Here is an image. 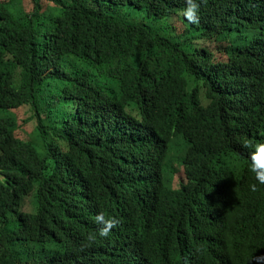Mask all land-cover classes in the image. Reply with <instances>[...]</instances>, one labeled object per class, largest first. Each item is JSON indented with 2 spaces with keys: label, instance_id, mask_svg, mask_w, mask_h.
<instances>
[{
  "label": "trees",
  "instance_id": "obj_1",
  "mask_svg": "<svg viewBox=\"0 0 264 264\" xmlns=\"http://www.w3.org/2000/svg\"><path fill=\"white\" fill-rule=\"evenodd\" d=\"M185 7L0 0V264L264 256V0Z\"/></svg>",
  "mask_w": 264,
  "mask_h": 264
},
{
  "label": "clouds",
  "instance_id": "obj_2",
  "mask_svg": "<svg viewBox=\"0 0 264 264\" xmlns=\"http://www.w3.org/2000/svg\"><path fill=\"white\" fill-rule=\"evenodd\" d=\"M185 2L186 7L183 11V16L190 23H198L200 4L204 0H185ZM244 147L250 150L248 154L249 170L254 174V179L258 184L264 185V142L254 143L252 141H245ZM250 189L256 191L257 184H251ZM95 221L97 224L102 225L99 228L98 236L104 238L108 237L112 229L119 223L117 219L107 218L103 213L97 214ZM96 239L97 234L90 233L86 237V240L91 243H94ZM254 262L255 264H264V256L255 257Z\"/></svg>",
  "mask_w": 264,
  "mask_h": 264
},
{
  "label": "rangeland",
  "instance_id": "obj_3",
  "mask_svg": "<svg viewBox=\"0 0 264 264\" xmlns=\"http://www.w3.org/2000/svg\"><path fill=\"white\" fill-rule=\"evenodd\" d=\"M172 171H166V173H165V177H166L167 183H169L171 181L170 178L172 177V173H171Z\"/></svg>",
  "mask_w": 264,
  "mask_h": 264
}]
</instances>
